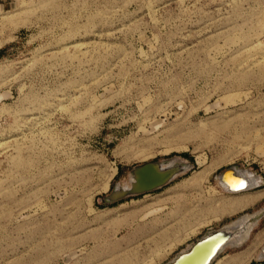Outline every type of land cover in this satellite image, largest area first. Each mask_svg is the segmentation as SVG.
I'll list each match as a JSON object with an SVG mask.
<instances>
[{"label": "rangeland", "instance_id": "374dc122", "mask_svg": "<svg viewBox=\"0 0 264 264\" xmlns=\"http://www.w3.org/2000/svg\"><path fill=\"white\" fill-rule=\"evenodd\" d=\"M242 217L213 263L264 264V0H0V264H166Z\"/></svg>", "mask_w": 264, "mask_h": 264}, {"label": "water", "instance_id": "95a60500", "mask_svg": "<svg viewBox=\"0 0 264 264\" xmlns=\"http://www.w3.org/2000/svg\"><path fill=\"white\" fill-rule=\"evenodd\" d=\"M187 168L188 166L185 163L177 159L172 160L166 166H162L159 161L146 162L131 170V180L127 188L120 186L114 187L110 194L104 198V201L106 203H114L128 197L153 192L166 186L175 177L185 172ZM227 169L228 171H232L233 167ZM224 175L225 172H222L219 180H222ZM231 238L232 233L222 229L208 232L192 243L191 246L179 252L166 264H209L220 246L228 242Z\"/></svg>", "mask_w": 264, "mask_h": 264}, {"label": "bare ground", "instance_id": "6f19581e", "mask_svg": "<svg viewBox=\"0 0 264 264\" xmlns=\"http://www.w3.org/2000/svg\"><path fill=\"white\" fill-rule=\"evenodd\" d=\"M168 163H161L162 166H166L170 164ZM116 169H114V172ZM225 172V175L222 180H219L222 188L226 190L229 193L232 194H239L247 191L250 187L253 185H257L261 180L258 177H254L252 174L242 171L241 169L233 168L232 171H228V169H225L223 173ZM131 180V179H130ZM129 185L120 186L122 188H127ZM147 194V193H146ZM250 202L246 203H236L231 204L229 206V209L237 210L238 208L245 207ZM252 218L244 217L238 222L234 223L233 225L223 228L224 231H229L232 233V238L220 246V248L216 251L215 255L210 260L209 264H214L213 262H216L218 259L219 254L228 246L231 245H239L241 244L247 237L248 232L252 226ZM191 246V245H190ZM264 255V250L263 254Z\"/></svg>", "mask_w": 264, "mask_h": 264}, {"label": "crops", "instance_id": "0c3cea01", "mask_svg": "<svg viewBox=\"0 0 264 264\" xmlns=\"http://www.w3.org/2000/svg\"><path fill=\"white\" fill-rule=\"evenodd\" d=\"M216 263H221V259H217V262ZM215 264V263H214Z\"/></svg>", "mask_w": 264, "mask_h": 264}]
</instances>
